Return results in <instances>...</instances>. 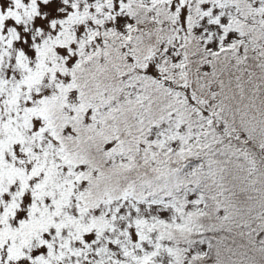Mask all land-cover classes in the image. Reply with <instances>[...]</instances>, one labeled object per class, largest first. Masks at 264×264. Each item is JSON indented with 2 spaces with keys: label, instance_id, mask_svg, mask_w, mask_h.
Instances as JSON below:
<instances>
[{
  "label": "snow or ice",
  "instance_id": "1",
  "mask_svg": "<svg viewBox=\"0 0 264 264\" xmlns=\"http://www.w3.org/2000/svg\"><path fill=\"white\" fill-rule=\"evenodd\" d=\"M0 264H264V0H0Z\"/></svg>",
  "mask_w": 264,
  "mask_h": 264
}]
</instances>
